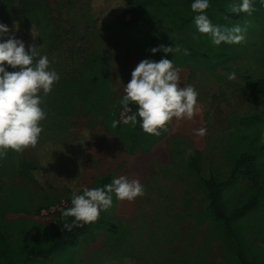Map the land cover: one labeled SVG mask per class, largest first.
<instances>
[{"label": "rangeland", "instance_id": "obj_1", "mask_svg": "<svg viewBox=\"0 0 264 264\" xmlns=\"http://www.w3.org/2000/svg\"><path fill=\"white\" fill-rule=\"evenodd\" d=\"M46 1L58 34L55 42L41 44L40 54L48 57L49 70L59 75L64 71L74 73L84 56L100 50L108 58L106 83L109 102L114 104L125 94L124 86L142 61L135 42L123 37L117 27L108 26L109 16L118 4L115 0ZM148 2L160 0H137L138 11L150 13ZM166 2L172 3L167 21L173 28L167 33L166 46L178 45L182 50L175 54L164 52L162 59L173 60L179 69L181 87L192 85L198 92L196 115L191 120L173 118L162 140L147 152L130 155L120 146L117 136L105 131L100 123L85 128L90 116H84L78 102L60 120L48 112V120L41 127L51 129L54 145H73L79 135L85 139L86 159L77 194L82 187L95 185L104 174H111L112 180L119 176L138 179L145 194L133 201H121L112 194L113 204L105 212L115 223L114 238L108 236L107 225L111 224L95 223L76 244L26 264H225L231 258L223 237L210 222L202 180H224L230 175L232 165L224 153L232 149L227 142L231 131L250 115H264V103L250 104L245 90L246 81L264 79V19L259 21L255 14L232 18L227 13L206 11L214 25L247 29L243 33L245 41L240 44L215 45L209 35L198 31L194 19L180 23L193 0ZM102 3L106 6L100 11L103 15L99 24L95 16L98 19ZM183 49L190 54L184 55ZM231 73H235V79H228ZM202 127L206 134L195 135V130ZM35 148L16 154L30 156ZM196 153L199 171L191 166ZM1 179L5 181L6 177ZM11 179L16 184L23 183L15 175ZM61 202L28 212L4 207L1 213L6 219H20L15 226L19 228L22 221L28 233L38 235L57 221ZM259 213L251 212L242 224L246 225L244 235L264 247V216ZM10 240L19 238L11 234Z\"/></svg>", "mask_w": 264, "mask_h": 264}, {"label": "trees", "instance_id": "obj_2", "mask_svg": "<svg viewBox=\"0 0 264 264\" xmlns=\"http://www.w3.org/2000/svg\"><path fill=\"white\" fill-rule=\"evenodd\" d=\"M115 2L118 5L112 16H109L108 26L117 27L123 37L135 42L141 60L159 62L164 52L161 50L152 53L150 49L166 46L168 43L167 33L173 29L167 21L172 3L166 0H160V3L148 2L151 12L143 14L138 11L137 0ZM241 2L242 0H209L210 6L206 11H219L236 18L247 13L228 12L227 5ZM253 3L258 9L253 14L259 21L263 20L264 4H261V0H253ZM101 5L98 19L95 16V22L98 20L99 24L103 15L100 11L106 6L103 3ZM191 13V7H186L180 23H189L198 14ZM0 23L9 26L12 30L9 35L14 34L17 39L23 40L26 49L33 44L39 46L45 42H55L58 37L57 26L46 0H0ZM16 25L19 27L18 31ZM7 38L8 36L0 38V42ZM108 63V58L100 50L90 53L84 56L77 71H64L59 75L60 79L53 84L51 92L45 95L41 91L40 106L46 118L40 124L48 120V112H51L50 117L55 120L68 116L74 103L78 102L84 116H90L85 124L86 129L100 123L105 131L117 136L120 146L127 154L147 152L168 131L161 130L160 136L148 134L140 127L139 117L135 128L122 122L115 128L112 127L113 120H120L122 105L119 102L122 97L114 104L109 102L110 94L106 83ZM5 66L7 71L19 70ZM245 90L250 104L258 106L264 103L263 78L246 81ZM129 107L132 112H136L138 108L135 104H130ZM47 127L42 126L43 130L32 155L21 156L9 149L5 157H0V264H26L36 261L35 259H47L56 250L76 244L95 223L106 221L111 224L107 225L109 239L114 238L113 234L117 232L115 223L103 209L97 221L75 227L72 231L62 230L65 219L62 218L60 209L72 206V193L78 189L77 182L86 159L85 139L79 135L73 145H54L51 129ZM236 127L227 140L232 149L224 153L225 160L232 165L230 175L224 180L214 177L202 180L208 199L207 211L210 222L223 237L230 253L231 258L225 264H264V247L254 244L244 235L246 225L242 224L243 219L251 212H260L264 216V115H250ZM169 128L170 123L168 130ZM198 156L196 153L191 162L196 171H199ZM13 175L22 179L23 183H14L11 179ZM3 177H6L5 181L1 179ZM111 181V174H104L95 185L88 188L104 187ZM83 188L78 194H82ZM233 191L235 192L231 194ZM60 201L62 202L56 212L57 221L38 235L28 233L22 221L19 228L15 226L20 219H6L1 213L4 207L15 211H38ZM73 219L68 217L67 221L71 223ZM11 234H16L19 240L11 241Z\"/></svg>", "mask_w": 264, "mask_h": 264}, {"label": "clouds", "instance_id": "obj_3", "mask_svg": "<svg viewBox=\"0 0 264 264\" xmlns=\"http://www.w3.org/2000/svg\"><path fill=\"white\" fill-rule=\"evenodd\" d=\"M264 4V0H261ZM209 0H193L191 10L198 13L194 23L200 33L207 34L215 45L222 42L240 44L245 41L246 27L235 25L231 28L214 25L205 14L209 8ZM253 0H242L239 4L227 5L231 13H247L249 16L257 11ZM224 19H228L225 15ZM16 30L19 27L16 25ZM6 24L0 23V38L8 36L0 42V157H5L7 150L23 152L27 148H35L42 132L40 122L44 120L45 112L41 91L46 95L52 90L54 83L60 79L55 70H49V59L40 54L41 45H30L27 49L25 42L17 39ZM35 37V35H33ZM179 53L178 45L153 47L152 53ZM184 55H189L183 49ZM35 61V63H34ZM17 71H7L6 66ZM132 78L124 86V95L120 100L122 111L120 120H113L112 127L119 123L130 124L133 128L139 124L144 132L160 136L161 130L168 131V125L173 118L180 120L193 119L196 115L198 92L192 85L180 86L181 77L173 60L161 59L159 62L144 59L132 71ZM228 79H235L231 73ZM130 104L138 106L132 112ZM131 113V114H129ZM115 115V113H113ZM206 128L195 130V135L203 137ZM191 150H189V153ZM118 200L133 201L145 194L144 186L138 179L119 176L104 187H84L82 194L72 193L71 207L61 208L62 218L65 219L62 230L72 231L75 227H83L99 219L100 211L108 210L113 204L112 194ZM68 217L74 219L69 223Z\"/></svg>", "mask_w": 264, "mask_h": 264}]
</instances>
